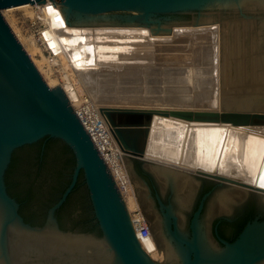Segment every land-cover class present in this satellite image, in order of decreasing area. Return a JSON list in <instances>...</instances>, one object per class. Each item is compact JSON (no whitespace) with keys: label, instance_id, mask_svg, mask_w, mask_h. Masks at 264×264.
<instances>
[{"label":"water","instance_id":"obj_1","mask_svg":"<svg viewBox=\"0 0 264 264\" xmlns=\"http://www.w3.org/2000/svg\"><path fill=\"white\" fill-rule=\"evenodd\" d=\"M26 3H37L65 25H146L170 31L194 14L198 17L192 24L203 23L200 17L209 11L233 10L247 17L248 10L242 9L264 8V0H0V264H161L145 250L119 185L67 92L49 84L5 17L4 9ZM253 116L264 114L255 111ZM226 118L246 120L249 113ZM48 138L69 146L76 163L71 182L47 209L45 222L33 224L9 192L6 174L18 148ZM119 139L128 147L122 134ZM122 162L171 264H264L263 194L142 160ZM263 167L264 160L260 172ZM81 173L87 188L73 195L59 220L58 210ZM141 173L156 180L168 204L152 194ZM34 177L43 191L32 206L44 208L62 178L51 171ZM204 179L213 182L202 185ZM213 184L193 212L200 187L208 190ZM234 213L257 216L229 241L217 226L212 229L219 217Z\"/></svg>","mask_w":264,"mask_h":264},{"label":"bare ground","instance_id":"obj_2","mask_svg":"<svg viewBox=\"0 0 264 264\" xmlns=\"http://www.w3.org/2000/svg\"><path fill=\"white\" fill-rule=\"evenodd\" d=\"M16 9H29V14L35 11L44 21L40 39L50 56L42 52L34 36H24L16 19L10 23L29 53V45L34 52H41V60L30 54L41 71L43 60L49 67L61 66L63 82L51 80L65 89L74 110L93 134L147 249L152 243V228L138 211L140 199L122 159L139 157L264 195V167L260 172L264 117L253 116L255 111L264 114V70L260 69L264 18L261 31L247 48L254 53L249 57L256 58V64H245L243 73L235 64L237 71L229 75L227 58L223 66L220 25L216 27L209 14L200 17L205 21L201 24H176L166 31L146 25H65L49 18L37 3L19 4L3 12ZM259 9L264 10H242ZM240 50L237 45L229 54L232 65L240 60ZM170 66H177L176 71ZM151 72L160 75L158 82L147 76ZM72 80L80 81L91 94L76 96ZM243 94L247 98L241 97ZM246 113V120L226 118ZM165 252L172 263L169 251Z\"/></svg>","mask_w":264,"mask_h":264},{"label":"rangeland","instance_id":"obj_3","mask_svg":"<svg viewBox=\"0 0 264 264\" xmlns=\"http://www.w3.org/2000/svg\"><path fill=\"white\" fill-rule=\"evenodd\" d=\"M28 10L29 9H16V10H11V11H8L5 13L3 12L5 17L8 19L9 22H11L12 19L17 20V26L22 29L24 36L34 35L37 28L42 26L41 21L38 18L33 19L32 18L33 14H29ZM245 12L248 15L247 17L242 15L239 11H233V10L209 11L208 12V14L211 15V17H213L212 19L216 22V24L220 25L221 37H222L221 48H222L223 59L225 60L223 62V66L226 63V58H227L226 67H228V68L226 71L228 72L229 75L231 72L232 73L236 72L237 67H238L239 71H241L243 73V69L245 67V64L248 63L250 65H253V64H256V61H257V59L254 58L253 56H252V60H250L249 56L254 55V53H251V50H247V48L249 47L250 43L254 40V37H256V34L261 31V29H260L262 27L261 19L264 18V10L263 11L262 10H259V11L254 10L252 12L251 11H245ZM196 17H198V15L194 14V18H192L188 21H185V23H181V24H192V21H194L196 19ZM214 21H211V22H214ZM238 25H240V28H237ZM13 27H15V25ZM154 28L156 29L157 27H154ZM239 30H242L244 33H239ZM260 38H261V35H260ZM25 42L27 43V40ZM38 44L42 47V52L46 56H49L50 52L48 50H46L43 47V45H41L40 43H38ZM237 45L241 47V50L239 52L242 53V55H240V60L238 61V63L233 62L234 64L232 65V63H230L231 58L229 59V54L231 53L232 50H236ZM29 50L31 51L32 55L34 54L33 57H35V59L41 60V52L40 51H37V53H36V51L34 52L33 47L30 45H29ZM226 52H227V57H226ZM46 63L47 62H45L43 60V62L40 63V65H41L40 67H41L42 73L44 74L47 81L48 80L51 81V83L53 84L52 86L61 85L58 83V81L60 83L63 82L61 66L56 65L53 67H49V65H47ZM260 63H261L260 69L263 71L264 70V60L261 61ZM235 64L237 67L235 66ZM170 67H171L170 68L171 71H176V69H177V66H174V67L170 66ZM49 68H51V69L49 70ZM147 76H149V78L151 79L152 82H158L160 80V75L158 73L151 72ZM53 78H56L58 81L51 80ZM74 82L72 80L70 83V86L74 90V93L76 96L81 98L82 94H89V95L91 94L89 92L88 88H86L83 84H81L80 81L78 83V81L76 82L74 80ZM56 83H58V84H56ZM78 87H79V90H78ZM87 91L89 93H86ZM252 93H249L247 95H250ZM241 97L247 98L245 94H243ZM130 159L145 161L139 157H136V158L130 157ZM138 205H139V203H138ZM144 210L145 209L143 208V206L139 205L138 211H140L144 215L145 219L147 220L148 218H146ZM147 222H148V220H147ZM148 224H149V222H148ZM149 226H150V224H149ZM152 232H153V230H152ZM138 236H140V235L138 234ZM140 239H141V237H140ZM151 241H152V243L150 244L149 249H147V247L142 243L145 250L150 254V256L153 259H155L156 261L160 262L161 264H171V262L168 261V259L166 257L165 249L162 248L161 245H159L157 243V241H155L153 236H152ZM141 242H142V239H141Z\"/></svg>","mask_w":264,"mask_h":264},{"label":"trees","instance_id":"obj_4","mask_svg":"<svg viewBox=\"0 0 264 264\" xmlns=\"http://www.w3.org/2000/svg\"><path fill=\"white\" fill-rule=\"evenodd\" d=\"M75 163V155L71 148L61 140L52 138L25 145L14 152L12 162L7 170L6 180L9 192L21 203L20 211L27 221L33 224L45 222L47 209L58 200L71 182ZM44 171H51L54 175L60 176L62 182L56 187L55 190L57 191L52 193L48 205L36 209L32 206V202L41 195L43 189L37 183V177L34 176L37 174L39 177ZM84 188L87 186L84 182L83 173H81L75 189L58 210L59 220H61L73 195Z\"/></svg>","mask_w":264,"mask_h":264},{"label":"flooded vegetation","instance_id":"obj_5","mask_svg":"<svg viewBox=\"0 0 264 264\" xmlns=\"http://www.w3.org/2000/svg\"><path fill=\"white\" fill-rule=\"evenodd\" d=\"M145 167V166H144ZM136 172H137V169L135 168ZM143 172V170H142ZM138 173V172H137ZM142 174V173H141ZM139 176H140V173H139ZM142 178H144V180L147 182V186L149 188V190L152 191V194L154 195H160L161 197V200L165 203V204H168V200L167 198H165L163 196V194L161 193L160 189L158 188V185L156 183V180L151 176H149L148 174H142L141 176ZM208 182V183H212L213 181L209 182V180H206L204 179V181L201 183L202 185H204V182ZM214 185L208 189V190H204L203 188L200 187V191L202 193L201 197L198 199V202L193 210V212L195 210L198 209L199 207V204H200V201L202 199V197L204 196V194H206L207 192H210L213 190L214 188ZM142 201V200H141ZM140 201V205L143 206V208L145 207V205L141 203ZM143 202V201H142ZM155 202L157 203L156 205L157 206H154L156 209H159L160 212L163 210L161 208V205L159 203V201L155 200ZM206 207V205H205ZM146 209V207H145ZM145 212V216L146 218H148L147 220H150V214L148 213V210H144ZM161 214V213H160ZM240 214V215H239ZM239 214H233L232 216H223V217H219L216 222L213 224V229L217 226L218 228V232H219V235L221 237H223L224 239L226 240H229V241H233L236 239V237L239 235V233L241 232V230L244 228V226L246 225V223L250 220H253L256 216H257V213L256 214H253V215H247V216H244L243 214L239 213ZM243 215V216H242ZM164 217V215H163ZM190 219H192V216H190ZM152 228H153V225H152ZM153 238L155 239V241H157V243L160 245V242L158 240V237L154 234L153 232Z\"/></svg>","mask_w":264,"mask_h":264},{"label":"built area","instance_id":"obj_6","mask_svg":"<svg viewBox=\"0 0 264 264\" xmlns=\"http://www.w3.org/2000/svg\"><path fill=\"white\" fill-rule=\"evenodd\" d=\"M36 13H38V12L36 11ZM32 18H33V19L38 18V19L41 21V24H42V26H41V27H38L37 30L35 31L34 35H32V36H34V38L36 39V41H37L38 43H40L41 45H43V47H44L46 50H48V51L50 52V55H52V53H51V51L49 50V48H47V45H45L44 43H42V40L40 39V36H41V35H40V30H41L42 27H45L44 21L41 20V17H40L39 15H36V14H35V11H34V13H33V17H32ZM44 42H45V41H44ZM50 55H49V56H50ZM77 114H78V112H77ZM78 115H79V114H78ZM80 118H81V117H80ZM81 121H82V119H81ZM82 122H83V121H82ZM83 124H84L85 127H86L85 122H83ZM86 128H87V127H86ZM87 130H88V128H87ZM88 131H90V130H88ZM90 134H91L93 140L95 141L97 147L99 148V146H98V144H97L95 138L93 137V134H92L91 132H90Z\"/></svg>","mask_w":264,"mask_h":264},{"label":"snow or ice","instance_id":"obj_7","mask_svg":"<svg viewBox=\"0 0 264 264\" xmlns=\"http://www.w3.org/2000/svg\"><path fill=\"white\" fill-rule=\"evenodd\" d=\"M262 179H264V177H262ZM262 187H264V185H261Z\"/></svg>","mask_w":264,"mask_h":264}]
</instances>
